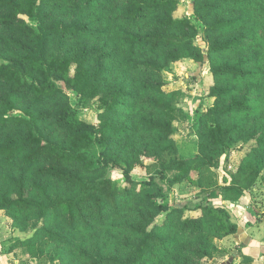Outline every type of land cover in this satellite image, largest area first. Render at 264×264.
I'll list each match as a JSON object with an SVG mask.
<instances>
[{
    "label": "trees",
    "instance_id": "16d2710c",
    "mask_svg": "<svg viewBox=\"0 0 264 264\" xmlns=\"http://www.w3.org/2000/svg\"><path fill=\"white\" fill-rule=\"evenodd\" d=\"M178 4L0 0V210L21 231L31 218L40 223L35 234L18 241L32 257L37 241L48 236L76 264H150L151 258L165 264L176 262L172 256L180 248L174 241L156 257L157 243L165 250L162 228L173 227L178 244L204 231L236 233L223 207L175 208L161 190L131 195V173L149 172L141 156L150 151L161 180L181 181L195 169L202 190L221 186L229 201L264 177V0H193L207 53L194 41L195 21L175 17ZM60 7L91 8L115 28L103 29L102 48L53 51L54 44L85 30L55 18L52 10ZM184 59H207L213 78L207 95L214 100L196 120L197 152L190 157L178 155L172 138L174 121L183 117L176 105L179 91L164 90L161 75L166 65ZM68 92L81 103L99 104L95 122L78 118ZM137 137L142 148L135 145L127 157L114 153L119 142ZM239 141L252 145L230 176L214 164ZM108 165L133 185L120 188ZM128 207L139 210L134 220L115 222ZM105 229L127 233L128 254L104 253L105 247L90 251V237H103ZM242 258L241 264L253 262L249 255Z\"/></svg>",
    "mask_w": 264,
    "mask_h": 264
},
{
    "label": "rangeland",
    "instance_id": "374dc122",
    "mask_svg": "<svg viewBox=\"0 0 264 264\" xmlns=\"http://www.w3.org/2000/svg\"><path fill=\"white\" fill-rule=\"evenodd\" d=\"M116 3L119 2L116 1ZM193 13V0H179L174 12L175 17L190 16L194 20ZM52 14L55 18L63 19L66 22L75 21L85 28L78 35L61 40L58 46L54 44L53 51L59 50L60 52L72 53L82 45L102 48L103 29L106 26L115 28L114 23L108 24L106 22L108 16H103L91 8L83 7L79 10H73L60 7L52 10ZM195 23L199 28V33L194 41L202 47L204 53H207L208 46L203 39L204 27H201L197 20ZM209 67L207 59L202 62L184 59L169 63L161 71L164 90L168 92L179 91L176 96V105L183 112V117L174 121L172 138L180 157H190L197 152L196 120L201 113L212 105L214 100L212 96L207 95L213 83L211 74H208ZM68 101L76 108L79 119L90 123L95 122L96 114L100 111L99 104L81 103L73 92H68ZM15 111L19 113L20 109ZM122 116L124 119L127 118V114ZM137 140L138 137L130 138L123 143L119 142L114 153L127 157V154L133 151L135 145L139 149L143 147V142H137ZM251 145V143L247 144L239 141L228 153L218 159L214 166L223 169L232 176L230 168L240 163ZM111 153L113 154V152ZM151 155L152 151L148 156L146 154L141 156L145 164L151 165L149 172L139 168L131 173L132 179L136 181L131 195L142 189L148 192L161 190L165 195L164 200L175 208H184L185 206L192 208L197 205L220 206L224 208L229 220L237 225V231L234 234L219 235L204 231L195 237L184 236L181 238L180 244L174 238L175 229L173 227L162 228L160 232L165 250L157 243L155 250L159 251V256H156L158 259L165 253L166 249L171 250L175 241L177 247L180 248L172 256L176 257V262L171 263L169 260L165 264H241L243 255L253 257L251 264H264V177L259 178L251 189L244 191L240 196L246 198L245 205H242V207L239 205L238 207H228L229 203L225 200V191L221 189V186L213 185L202 190L197 185L198 174L195 169L181 181L171 183L168 180H161L155 172V166L151 164L153 160ZM107 172L120 188L131 186L132 183L127 184L118 167L108 165ZM262 175H264V169ZM171 176L172 173L169 172L168 177ZM150 179L153 182L146 184L149 183ZM143 182L145 184L142 185ZM126 211L128 212L127 215L125 217L117 216L115 222H131L139 210L137 207H128ZM212 212L225 221V213H220L217 210ZM158 219L160 223L163 216L158 217ZM12 222L10 215L4 211L0 212V264H76L72 259L66 257L60 247L56 245V242H53L48 236H41L42 238L37 241L35 246L37 256L35 257H32L27 248L21 245L22 242H16V245L11 246L10 242L13 239H19L20 241L28 235L35 234V229L40 224L37 220L31 218L27 230L21 231ZM246 230L250 232L253 238L244 244L242 241H245L243 235L245 236ZM96 235L97 233H94L90 237V251L94 252L99 247H105L104 253L108 250L114 251L118 255L128 254L129 250L125 244L126 239H128L127 233L105 229L103 237ZM107 237L113 238L111 244L106 241ZM77 240H81V234L78 235ZM14 247H18V251L12 252ZM14 260L17 261L14 262ZM150 261H153L150 262V264H153L156 260L151 258Z\"/></svg>",
    "mask_w": 264,
    "mask_h": 264
},
{
    "label": "crops",
    "instance_id": "0c3cea01",
    "mask_svg": "<svg viewBox=\"0 0 264 264\" xmlns=\"http://www.w3.org/2000/svg\"><path fill=\"white\" fill-rule=\"evenodd\" d=\"M254 189H255V187H254ZM245 202H246V198L244 196L240 197L239 200H236V202L235 201H229V200H227V203H229L228 207H235V206L238 207V205L240 207H242V205H245ZM0 212H2V210H0ZM243 238H244L243 240H245V241H242V242H244V244H245L249 240L251 241L253 237L251 236L250 232L246 230V234H245V236L243 235ZM18 241H19V239L18 240L13 239L10 242V245L11 246H14V244L16 245L17 244L16 242H18ZM17 249H18V247H14V249H13L12 252L18 251ZM15 261H17V260H14V262Z\"/></svg>",
    "mask_w": 264,
    "mask_h": 264
}]
</instances>
